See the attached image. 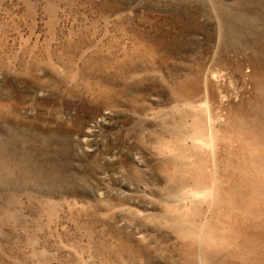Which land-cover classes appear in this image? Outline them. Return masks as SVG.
Instances as JSON below:
<instances>
[{
    "label": "rangeland",
    "instance_id": "374dc122",
    "mask_svg": "<svg viewBox=\"0 0 264 264\" xmlns=\"http://www.w3.org/2000/svg\"><path fill=\"white\" fill-rule=\"evenodd\" d=\"M0 264H264V0H0Z\"/></svg>",
    "mask_w": 264,
    "mask_h": 264
}]
</instances>
